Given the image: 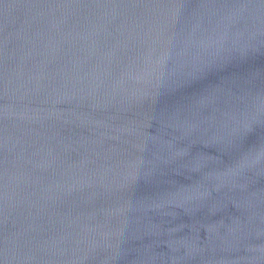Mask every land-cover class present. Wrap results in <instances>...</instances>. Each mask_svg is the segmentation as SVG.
Instances as JSON below:
<instances>
[{
  "label": "water",
  "instance_id": "95a60500",
  "mask_svg": "<svg viewBox=\"0 0 264 264\" xmlns=\"http://www.w3.org/2000/svg\"><path fill=\"white\" fill-rule=\"evenodd\" d=\"M2 264H264V0H0Z\"/></svg>",
  "mask_w": 264,
  "mask_h": 264
},
{
  "label": "snow or ice",
  "instance_id": "6c2138e0",
  "mask_svg": "<svg viewBox=\"0 0 264 264\" xmlns=\"http://www.w3.org/2000/svg\"><path fill=\"white\" fill-rule=\"evenodd\" d=\"M0 264H2V261H0Z\"/></svg>",
  "mask_w": 264,
  "mask_h": 264
}]
</instances>
